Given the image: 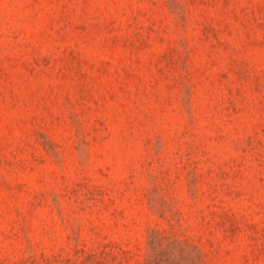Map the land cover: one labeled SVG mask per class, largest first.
<instances>
[{
  "label": "rangeland",
  "instance_id": "obj_1",
  "mask_svg": "<svg viewBox=\"0 0 264 264\" xmlns=\"http://www.w3.org/2000/svg\"><path fill=\"white\" fill-rule=\"evenodd\" d=\"M0 264H264V0H0Z\"/></svg>",
  "mask_w": 264,
  "mask_h": 264
}]
</instances>
